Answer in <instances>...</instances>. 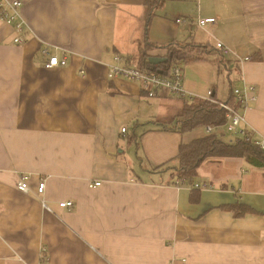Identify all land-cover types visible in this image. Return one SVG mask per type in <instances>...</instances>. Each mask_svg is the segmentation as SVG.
I'll return each mask as SVG.
<instances>
[{
	"label": "crops",
	"instance_id": "obj_1",
	"mask_svg": "<svg viewBox=\"0 0 264 264\" xmlns=\"http://www.w3.org/2000/svg\"><path fill=\"white\" fill-rule=\"evenodd\" d=\"M144 2L26 0L20 45L0 23V264H264V169L208 158L179 179L180 145L207 134L172 128L192 100L235 105L233 89L253 86L242 115L264 139V0H165L149 18ZM170 44L197 46L168 65L186 97L108 76L116 56L143 68ZM45 46L66 65L44 68Z\"/></svg>",
	"mask_w": 264,
	"mask_h": 264
},
{
	"label": "built area",
	"instance_id": "obj_2",
	"mask_svg": "<svg viewBox=\"0 0 264 264\" xmlns=\"http://www.w3.org/2000/svg\"><path fill=\"white\" fill-rule=\"evenodd\" d=\"M25 1L26 0H0V23H6L13 27L15 32L13 42L18 45L23 43L22 34L25 25L21 16V7ZM176 21L181 22L182 20L177 19ZM211 22H214V18L197 19V25L199 26ZM215 47L224 56L231 53V50L220 42H217ZM40 53L44 57L43 67L46 69L63 67L67 63L66 56H58L55 52H52L48 46L41 48ZM107 68L109 77H120L139 84L148 97H154L160 90H166L169 94L178 97H186L188 95L183 88V68L180 64H172L168 73L161 74L125 64L122 62L120 56H116L115 63L110 64ZM80 72H83V70H80ZM232 94L237 105L214 100L211 97V92H208L207 96L204 97L205 100L217 104L226 112V121L224 122V125L204 126V132L207 135H213L222 132L221 129H223L235 138L250 140L254 145L264 151V139L253 138V131L244 124V116L242 115V110L247 106V103L255 99L254 87L245 86L243 88H234ZM121 132L124 133L125 128H122ZM29 180V174L21 173L16 182L15 188L22 193L31 192L32 189L29 185ZM180 182L181 180H177L175 184ZM98 185H100V182L98 181L93 183V186ZM194 186L200 189L208 187L205 183H196ZM44 188L45 182L44 179L41 178L34 190V195L39 198V202L43 209L51 210L43 198ZM58 205L61 208L73 207V203L70 200L60 201L58 202Z\"/></svg>",
	"mask_w": 264,
	"mask_h": 264
},
{
	"label": "trees",
	"instance_id": "obj_3",
	"mask_svg": "<svg viewBox=\"0 0 264 264\" xmlns=\"http://www.w3.org/2000/svg\"><path fill=\"white\" fill-rule=\"evenodd\" d=\"M164 1L165 0H145L144 6L147 17L149 18L152 16L155 10L160 7ZM194 47L197 46L170 44L165 54L162 56L165 58L163 63L160 65H151L148 63L146 57H143V60L139 61L141 66H143L141 69L166 74L165 72H168L167 70L170 68L168 65L171 64V62L187 58L185 57V54H187L186 51ZM159 68H161L162 71ZM234 104L237 105L236 102ZM225 121L226 112L217 104L207 100L194 99L191 103L183 107L179 115V120L175 122L176 126L172 128L184 132L199 126L221 125ZM161 128L167 127L161 125ZM218 157H239L253 167L264 169V151L254 145L250 140L235 138L234 140L225 142L219 135L214 134L181 144L176 156L177 166L173 168L179 179L191 182L197 175L199 165L204 160Z\"/></svg>",
	"mask_w": 264,
	"mask_h": 264
},
{
	"label": "rangeland",
	"instance_id": "obj_4",
	"mask_svg": "<svg viewBox=\"0 0 264 264\" xmlns=\"http://www.w3.org/2000/svg\"><path fill=\"white\" fill-rule=\"evenodd\" d=\"M220 138H221L223 141H225V142H229L230 140H234V139H235V137H233V136H232L231 134H229V133H224V134L220 135ZM176 164H177V163H176ZM243 166H244L246 169L250 170V166H249L248 164L243 163Z\"/></svg>",
	"mask_w": 264,
	"mask_h": 264
},
{
	"label": "water",
	"instance_id": "obj_5",
	"mask_svg": "<svg viewBox=\"0 0 264 264\" xmlns=\"http://www.w3.org/2000/svg\"><path fill=\"white\" fill-rule=\"evenodd\" d=\"M165 58H158V57H149L148 62L151 65H156L158 63L164 62Z\"/></svg>",
	"mask_w": 264,
	"mask_h": 264
}]
</instances>
